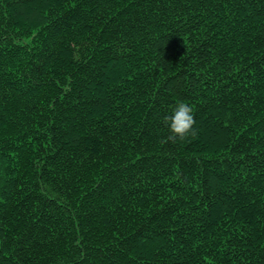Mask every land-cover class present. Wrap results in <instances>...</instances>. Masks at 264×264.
Instances as JSON below:
<instances>
[{
	"label": "trees",
	"instance_id": "obj_1",
	"mask_svg": "<svg viewBox=\"0 0 264 264\" xmlns=\"http://www.w3.org/2000/svg\"><path fill=\"white\" fill-rule=\"evenodd\" d=\"M0 264H264V0H0Z\"/></svg>",
	"mask_w": 264,
	"mask_h": 264
},
{
	"label": "clouds",
	"instance_id": "obj_2",
	"mask_svg": "<svg viewBox=\"0 0 264 264\" xmlns=\"http://www.w3.org/2000/svg\"><path fill=\"white\" fill-rule=\"evenodd\" d=\"M163 122L170 133L165 142L171 141L174 143L177 140H184L197 134L194 128L196 121L193 109L185 102H179L172 110L171 115L164 117Z\"/></svg>",
	"mask_w": 264,
	"mask_h": 264
}]
</instances>
